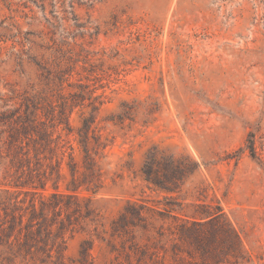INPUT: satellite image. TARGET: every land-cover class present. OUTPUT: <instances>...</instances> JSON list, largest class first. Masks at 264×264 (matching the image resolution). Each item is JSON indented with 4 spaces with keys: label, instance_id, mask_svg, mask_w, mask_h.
<instances>
[{
    "label": "rangeland",
    "instance_id": "1",
    "mask_svg": "<svg viewBox=\"0 0 264 264\" xmlns=\"http://www.w3.org/2000/svg\"><path fill=\"white\" fill-rule=\"evenodd\" d=\"M3 142L0 264H264V0H0Z\"/></svg>",
    "mask_w": 264,
    "mask_h": 264
},
{
    "label": "trees",
    "instance_id": "2",
    "mask_svg": "<svg viewBox=\"0 0 264 264\" xmlns=\"http://www.w3.org/2000/svg\"><path fill=\"white\" fill-rule=\"evenodd\" d=\"M34 104L36 105V107L38 106L37 102H34ZM32 107H33V104L31 105L30 103H26L25 104V113H24L25 115H24V117H22L20 115V112L18 113L19 114L18 118H22V120H25L27 122V124L25 123V121H24V123L21 124L20 129L23 131H29V127L31 128L32 124H30L31 123V117L29 116L30 115L29 111H31ZM89 129H90V123L87 122L85 124L84 130H85V132H87ZM48 135L49 134L47 132V136ZM29 137H31V135H29ZM29 137H26V138L28 139ZM27 145H28V143H27ZM5 146H7V142H3V145H0V159L3 158L2 155H3V150H4ZM23 154H24V156H26L27 160H19L18 158H13L10 160L11 168L15 169L16 174L24 173L25 170L23 169V165L26 162H28V166H27L28 172L31 174L33 172L31 167L29 166L31 159L29 156H27V152H24ZM253 155H254V152H253ZM162 160H169V161L175 162V157L173 155L166 154L165 151L160 150L158 148H154L151 151H149L145 156V162H144V165L142 167V174H143L145 180L148 181L149 183L153 184L154 186L161 188V189H164V190H169L167 187H165V184H163V182L160 181V178L156 175L157 174L156 171L158 170L156 165L158 164V166H159L160 162H162ZM26 165H27V163H26ZM197 166L198 165L195 162H192L191 168L184 169V170L180 169V171H179L180 177H185L187 175L192 174V172L195 171ZM155 169H157V170H155ZM5 170H6L5 174H8V172H9L8 169L5 168ZM159 170H160V167H159ZM4 214L6 215V218L0 227L7 225L8 230L9 229L14 230L16 228V223L13 222L12 220L8 219L9 215H7V212H4ZM0 217H1V212H0ZM28 224H29L28 226L33 225L31 221L28 222Z\"/></svg>",
    "mask_w": 264,
    "mask_h": 264
}]
</instances>
